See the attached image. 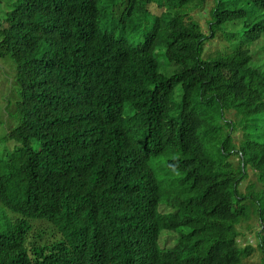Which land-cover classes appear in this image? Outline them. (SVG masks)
<instances>
[{"label":"trees","instance_id":"1","mask_svg":"<svg viewBox=\"0 0 264 264\" xmlns=\"http://www.w3.org/2000/svg\"><path fill=\"white\" fill-rule=\"evenodd\" d=\"M0 61V264H264V0H0Z\"/></svg>","mask_w":264,"mask_h":264},{"label":"rangeland","instance_id":"2","mask_svg":"<svg viewBox=\"0 0 264 264\" xmlns=\"http://www.w3.org/2000/svg\"><path fill=\"white\" fill-rule=\"evenodd\" d=\"M191 13L193 15L198 14V11H191ZM108 15V12H107ZM202 17H200L199 19V23L201 24L203 30H205L203 22H202ZM220 48L219 45V38H208L205 42V49L203 51V56H207L209 54L214 53L217 49ZM3 60V58H1ZM162 66V65H161ZM12 69L7 66L6 64L2 63V61H0V84L4 85L5 83V77H10L11 73H12ZM7 78V79H8ZM0 85V86H1ZM2 91V87H0V92ZM6 93V92H4ZM7 94V93H6ZM0 105L3 106L1 100H0ZM4 107V106H3ZM234 142H236L235 138H234ZM231 158L233 159V162H235V164L237 163L238 159L235 155H231ZM247 169H250V167H247ZM241 178H243L242 183L247 184L250 183L252 185H258L260 186V182L257 179V176L253 173L252 170H247L244 174H241ZM246 188H248V185H245ZM246 191V189H245ZM170 210L172 211L173 208L170 205H163L161 207V211H167ZM240 224H242L244 226V228H239V226L237 227V231H238V235H237V242L240 245H244L247 243L252 244V246L256 247V242H257V231H258V221L256 217L251 216L250 218H248L246 221L241 222ZM173 237V233L169 234V235H164L163 237V241L165 242L168 238ZM260 259H261V252L260 250H254L252 252V255L247 257L242 264H260Z\"/></svg>","mask_w":264,"mask_h":264},{"label":"clouds","instance_id":"3","mask_svg":"<svg viewBox=\"0 0 264 264\" xmlns=\"http://www.w3.org/2000/svg\"><path fill=\"white\" fill-rule=\"evenodd\" d=\"M236 157H237V159H238V161L239 160H242V158H243V156H238V155H235ZM248 170H250V169H248ZM246 172V171H245ZM245 172H243L242 174H245ZM258 235H257V242H256V247L255 246H252V244H250V243H247V244H249V245H251V253H250V256L252 255V252L254 251V250H257V251H259L260 250V248H259V245H258ZM238 243V242H237ZM247 244H244V245H247ZM240 245V244H239ZM244 245H240V246H244ZM260 252H261V250H260ZM249 257V256H248ZM261 257H262V255H261ZM261 260V259H260Z\"/></svg>","mask_w":264,"mask_h":264}]
</instances>
